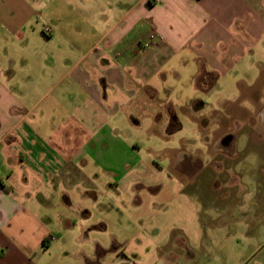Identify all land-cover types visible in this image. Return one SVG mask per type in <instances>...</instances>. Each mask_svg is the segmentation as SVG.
I'll return each instance as SVG.
<instances>
[{
  "label": "crops",
  "instance_id": "crops-1",
  "mask_svg": "<svg viewBox=\"0 0 264 264\" xmlns=\"http://www.w3.org/2000/svg\"><path fill=\"white\" fill-rule=\"evenodd\" d=\"M263 79L264 0H0V264H131L100 187Z\"/></svg>",
  "mask_w": 264,
  "mask_h": 264
},
{
  "label": "rangeland",
  "instance_id": "rangeland-1",
  "mask_svg": "<svg viewBox=\"0 0 264 264\" xmlns=\"http://www.w3.org/2000/svg\"><path fill=\"white\" fill-rule=\"evenodd\" d=\"M257 85L226 84L224 104L215 86L199 90L203 114L183 120L165 150L142 153L149 163L134 171L133 190L100 187L103 210L118 213L105 236L121 240L131 264H247L255 255L264 233V81Z\"/></svg>",
  "mask_w": 264,
  "mask_h": 264
}]
</instances>
